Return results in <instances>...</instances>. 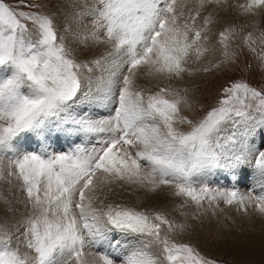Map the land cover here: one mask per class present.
<instances>
[{"label": "snow or ice", "instance_id": "snow-or-ice-1", "mask_svg": "<svg viewBox=\"0 0 264 264\" xmlns=\"http://www.w3.org/2000/svg\"><path fill=\"white\" fill-rule=\"evenodd\" d=\"M66 7L58 21L43 0H0V185L8 186L0 202L7 212L24 209L11 226L0 222V264H220L177 242L190 225L109 197L117 186L168 189L180 201L173 210L187 217L193 209L192 220L217 217L221 205L264 220V191L207 180L224 173L239 184L250 167L264 189V87L234 80L193 119L181 86L235 59L229 41L237 29L225 27L216 39L224 59L191 67L213 50L219 10L255 16L264 0H69ZM241 39L264 68V31ZM121 240L131 246L122 257Z\"/></svg>", "mask_w": 264, "mask_h": 264}, {"label": "rangeland", "instance_id": "rangeland-1", "mask_svg": "<svg viewBox=\"0 0 264 264\" xmlns=\"http://www.w3.org/2000/svg\"><path fill=\"white\" fill-rule=\"evenodd\" d=\"M7 2L14 4L15 0H7ZM43 2L45 4L44 10L60 13V15L57 16V19H59L58 21L62 20L63 13L65 11H70L66 10V4L69 2L68 0H43ZM245 2L246 0H229L230 5ZM215 20L216 22L211 26L212 31L209 33L211 37L209 46L213 50L201 59L202 62H194L191 64V67L194 69L211 67L213 62L224 59L222 55V49L216 44V39L219 31H222L225 27L234 26L237 29L234 37L229 41L231 45L230 52L235 51L236 57L234 60L221 63L219 67L211 68V71L207 73L201 70L194 72L192 76L185 77V80L181 83V86L187 87L189 89V97L192 103V108L186 109L185 114L189 115V117L193 119L198 118L203 114V110H206L209 106L214 105L220 90L223 87L228 86L234 80L246 81L251 86L257 88L264 87V68H261L254 54L249 52L247 47L243 46L241 39V37L248 31H253L254 38L259 35L260 31H264V10H260L257 15L251 16L242 15L239 9L230 7L226 11L223 9L219 10L218 15L215 16ZM242 25H247L243 28V31L240 30ZM253 25H255V28H253ZM256 46L257 50L259 51V44ZM249 65H251V67H249ZM68 147L69 145H66L63 150H67ZM60 150L62 149L60 148ZM214 176L211 178L210 182L208 180V182L213 187H215L213 184L221 182V184L224 185L222 187L235 186L238 187L241 192L246 191L244 190L245 184L243 185L241 183H233V185L228 186L226 185L228 180L221 181L223 178L220 175ZM222 182H225V184ZM114 190L118 192L114 191L115 194L113 192L112 196L109 198H118L116 200H111L119 203L122 199V196L120 195H122L123 192H126L127 190L122 191V189L117 190V188ZM137 198L138 197L134 198L135 202L129 203L131 206L133 205L132 207H136L137 209L140 208V210H146L152 206V210H161L166 215H168L169 218L176 219L178 222H183L187 225H190V227L186 228L183 233H178L176 235L175 238L177 242L191 244L202 253L219 260L220 264H242V262L245 261L249 262V264H264V256L259 255L258 257H260V259H257L255 258L258 254L256 250H254L251 246L249 248L250 250L245 249V247H247L251 241L258 242L256 238L262 236L263 234V232L252 231L257 228L256 225H259V223H256L255 220L260 218L253 217L251 219H246L242 215L238 214L234 208H227L221 205V207H224L225 210L216 218L211 217L210 214H202L197 220H192L191 214L193 209H185V211L188 213L187 217L180 216L178 212L173 210L175 205L180 202L177 198L171 196L166 200L164 197L166 200L165 202L163 198V201H159V204L158 202L156 203L158 208L155 205L153 206V203L150 202H148L149 204L144 202L146 205L145 207V205L142 204L143 202H137ZM120 203H123V201L121 200ZM129 204L128 206H130ZM143 207L144 209H142ZM6 208L7 205L0 202V222L6 221V213H9L6 211ZM258 233L261 234L258 235ZM114 239L121 238L117 234L114 236ZM121 243L125 242L121 240ZM256 245L259 249L264 250V244L261 243ZM124 253L125 251L120 248L118 255L122 257V254L124 255Z\"/></svg>", "mask_w": 264, "mask_h": 264}, {"label": "bare ground", "instance_id": "bare-ground-1", "mask_svg": "<svg viewBox=\"0 0 264 264\" xmlns=\"http://www.w3.org/2000/svg\"><path fill=\"white\" fill-rule=\"evenodd\" d=\"M69 1V0H68ZM67 2V1H66ZM65 2V3H66ZM66 10H71V9H68V8H66ZM59 16V15H58ZM57 20H59V19H57ZM103 49H100V51H102ZM211 52V51H210ZM210 55V54H209ZM202 62V61H201ZM201 64V63H200ZM199 65V64H198ZM203 65V64H202ZM188 83V82H187ZM202 93V92H201ZM102 114H106V112L105 111H102ZM66 146V144H64L63 145V149H64V147ZM56 148H57V150H60V148H61V145H56ZM247 171H248V173H249V175L244 179V181L241 183V184H245V187H244V190H246V191H244V192H247L248 191V189L249 188H254L255 189V192H256V194H259L261 191H264V189H262L261 187H260V183H258V177L252 172V169L250 168V167H248L247 169H246ZM214 175H216V174H213V175H211L210 177H208L207 178V180H209V182H210V180H211V178L214 176ZM223 179L221 180V181H223V180H228V182L226 183V185H228V186H230V185H233V183H236L235 182V179L232 177V176H227V178H226V175L227 174H224V173H221V174H219ZM217 177V176H216ZM214 178H215V176H214ZM223 184H225V182H222ZM213 185H218V186H224V185H222L221 184V182L220 183H216V184H213ZM236 185V184H235ZM232 187V186H231ZM115 188H117V190L118 189H122V191H124V190H127L126 192L124 191L123 192V194L122 195H120V196H122V201H123V203H126V205H128L129 203H133V202H135V200H134V198L135 197H138L137 198V202H143L142 204H144V202L145 203H148V202H150V203H153V206L155 205L156 206V203L158 202V204H159V201L161 202V201H163V198L165 197L166 198V200L167 199H169L170 197H171V194H170V191L168 190V189H164L163 191H160V192H157V193H150V192H147V191H145V190H142V189H138V188H136L135 186H124V187H119V186H117V187H115ZM247 188V189H246ZM0 189H2L3 191H4V193H5V195H8V191H7V189H8V186L5 184V185H0ZM114 191H116V190H114ZM121 191V192H122ZM116 192H118V191H116ZM119 192H120V190H119ZM113 194V193H112ZM112 194L110 195V197L112 196ZM114 194H115V192H114ZM118 194V193H117ZM17 195H19V194H17ZM118 196V195H117ZM121 198V197H120ZM165 198H164V202L166 201L165 200ZM111 199H118V198H111ZM121 200H120V202H121ZM171 200V199H170ZM147 201V202H146ZM119 202V203H120ZM118 203V202H117ZM122 203V204H123ZM149 204V203H148ZM160 204H162V203H160ZM130 206H131V204H129ZM134 205H136V204H134ZM139 205H140V203H139ZM145 205V204H144ZM133 206V205H132ZM137 206V205H136ZM15 207H17V208H19L20 209V211L19 212H16L15 214L14 213H11V212H9V213H6V221H7V223H8V225L9 226H11L12 224H14L17 220H19L20 218H21V213H23L24 212V209H23V206L22 205H15ZM140 207V206H139ZM138 207V208H139ZM142 207V206H141ZM145 207H146V205H145ZM147 207H149V206H147ZM157 207V206H156ZM155 207V208H156ZM5 208V207H4ZM158 208V207H157ZM140 209V208H139ZM142 209H144V207L142 208ZM146 209V208H145ZM148 209V208H147ZM146 209V210H147ZM149 209H151L152 210V206H151V208H149ZM148 209V210H149ZM154 210V209H153ZM26 214V213H25ZM5 215V214H4ZM220 215V214H219ZM4 217V216H3ZM212 217V216H211ZM216 218V217H215ZM214 218V219H215ZM244 218H246V217H244ZM218 219V218H217ZM246 219H248V218H246ZM255 222L256 223H259V225H256V229H254V230H252V231H254V232H263V234H262V236H259L258 238H256V240H258V242H255L256 244H264V220H262V219H257V220H255ZM255 222H253V223H255ZM211 223V222H210ZM218 225V224H217ZM251 230V229H250ZM249 233V232H248ZM256 234V233H255ZM259 234H261V233H258V235ZM251 235H253V234H251ZM118 238V237H117ZM252 239H254V238H252ZM251 239V240H252ZM124 241V240H123ZM253 241H251L250 242V244L247 246V247H245V249H248V250H250L249 248H250V246L254 249V250H256L257 252H258V254H257V257H255V258H257V259H260V257H258L259 255L260 256H264V250L263 249H259L258 248V246L254 243ZM261 242V243H260ZM123 246L121 247V249L122 250H124L125 251V253H124V255H127L128 254V252H129V250H131L130 249V246L129 245H127V244H125V243H121ZM244 249V250H245ZM103 250V249H102ZM255 254V253H254ZM122 256H123V254H122Z\"/></svg>", "mask_w": 264, "mask_h": 264}]
</instances>
